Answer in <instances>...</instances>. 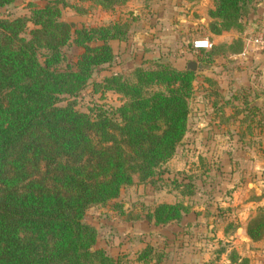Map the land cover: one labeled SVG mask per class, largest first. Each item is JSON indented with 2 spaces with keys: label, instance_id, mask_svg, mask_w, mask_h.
I'll use <instances>...</instances> for the list:
<instances>
[{
  "label": "trees",
  "instance_id": "16d2710c",
  "mask_svg": "<svg viewBox=\"0 0 264 264\" xmlns=\"http://www.w3.org/2000/svg\"><path fill=\"white\" fill-rule=\"evenodd\" d=\"M90 1L104 8L123 2ZM254 1L212 0L209 30H241ZM61 4L46 0L28 15L0 16V264H123L95 246L97 229L84 212L134 177L153 182L163 172L186 131L194 73L157 58L91 81L92 71L111 61L110 41L123 40L127 24L73 25L61 19ZM70 44L81 47L72 63L63 50ZM228 46L238 52L240 40ZM89 83L123 100L75 108L74 97ZM184 210L177 201L159 202L147 217L164 223ZM263 231L262 212L245 232L257 240Z\"/></svg>",
  "mask_w": 264,
  "mask_h": 264
},
{
  "label": "rangeland",
  "instance_id": "374dc122",
  "mask_svg": "<svg viewBox=\"0 0 264 264\" xmlns=\"http://www.w3.org/2000/svg\"><path fill=\"white\" fill-rule=\"evenodd\" d=\"M45 1L13 0L0 6V16L28 15ZM257 1L242 17L239 32L246 36L260 32L251 16ZM60 3L61 19L73 25L127 24L125 38L110 41L111 61L98 65L91 81L157 58L178 68L194 63L186 131L163 172L153 182L134 177L105 204L86 208L84 219L97 229L95 246L121 256L123 264H264V231L257 240L245 232L248 220L264 213V178L258 174L264 170V74L252 72L250 82L242 81V61L229 54L234 38L227 43L209 30L212 0H123L108 8L90 0ZM196 37L215 41L193 48ZM63 50L72 63L81 47ZM122 100L110 89L94 91L90 83L74 97L83 111ZM187 185L192 190L185 192ZM175 201L185 209L177 220L154 223L147 217L155 204ZM145 246L150 256L137 259Z\"/></svg>",
  "mask_w": 264,
  "mask_h": 264
},
{
  "label": "crops",
  "instance_id": "0c3cea01",
  "mask_svg": "<svg viewBox=\"0 0 264 264\" xmlns=\"http://www.w3.org/2000/svg\"><path fill=\"white\" fill-rule=\"evenodd\" d=\"M251 16L253 18H255V20L253 22H255V23L259 22L260 23V24H256V27H259L261 25L259 27V29L263 35V40L261 43L255 44L250 40L251 35L246 36V33L244 31L241 34L239 31H234L232 29L225 30L219 34H213L212 35L213 38H216V39L222 37L224 39V41H226L227 43L232 38H235V37L240 38V40H241L240 50L238 52L229 53V54H230V56H233V57L238 56L239 59L242 61V65H240V66H242V68H243L242 73H244V75L242 74L241 79H242V81L247 82V83L250 82V79L248 76H250V74L252 72H254L258 75L261 72H262V74H264V0H258L256 2L255 9H254ZM249 23H251V22L248 21V24ZM250 29H251V27H250ZM214 41L215 40H212L211 43H214ZM257 58H258V65L255 66V64L257 62L254 63V61H257ZM252 62L254 65L248 66ZM258 75H257V77H258ZM253 83H254V85H258L259 81L256 80ZM263 84H264V81H263ZM263 169H264V165H263ZM258 174L260 175V178H264V170L259 171Z\"/></svg>",
  "mask_w": 264,
  "mask_h": 264
},
{
  "label": "built area",
  "instance_id": "2783aa9c",
  "mask_svg": "<svg viewBox=\"0 0 264 264\" xmlns=\"http://www.w3.org/2000/svg\"><path fill=\"white\" fill-rule=\"evenodd\" d=\"M250 40L255 44L261 43L263 40L262 32L260 31L253 35ZM191 45L193 48H207L211 45V42L207 38L196 37L191 41Z\"/></svg>",
  "mask_w": 264,
  "mask_h": 264
},
{
  "label": "water",
  "instance_id": "95a60500",
  "mask_svg": "<svg viewBox=\"0 0 264 264\" xmlns=\"http://www.w3.org/2000/svg\"><path fill=\"white\" fill-rule=\"evenodd\" d=\"M187 67L190 68V69H194V63L193 62H189L187 64Z\"/></svg>",
  "mask_w": 264,
  "mask_h": 264
}]
</instances>
